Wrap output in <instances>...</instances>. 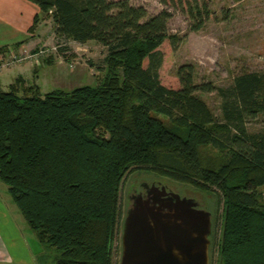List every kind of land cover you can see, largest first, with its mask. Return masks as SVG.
Segmentation results:
<instances>
[{"label":"trees","instance_id":"obj_1","mask_svg":"<svg viewBox=\"0 0 264 264\" xmlns=\"http://www.w3.org/2000/svg\"><path fill=\"white\" fill-rule=\"evenodd\" d=\"M30 1L38 10L27 30L49 17L56 39H94L106 49L95 84L40 93L17 76L0 88V181L42 246L37 263L111 264L119 184L143 168L216 193L217 264H264V193L257 189L264 183V73L241 70L216 86L195 81L193 64L183 62L178 87H167L158 80L157 46L167 39L175 47L184 35L167 31L166 9L147 15L128 0ZM193 17L197 29L199 9ZM198 90L216 91L219 118ZM256 117L263 124L248 129Z\"/></svg>","mask_w":264,"mask_h":264},{"label":"rangeland","instance_id":"obj_2","mask_svg":"<svg viewBox=\"0 0 264 264\" xmlns=\"http://www.w3.org/2000/svg\"><path fill=\"white\" fill-rule=\"evenodd\" d=\"M128 1L133 5H142L147 15L166 9L169 11L166 20L167 31L184 35L175 47H172L167 39H163L157 46L162 53V61L158 68V80L161 84L172 88L178 87L176 67L183 62L193 64L195 81H210L216 86L228 84L231 77L241 70L264 73L263 0ZM196 9H199L203 21L199 28L192 29L194 17L197 16L193 17ZM45 19L46 23H41L44 31L49 30L51 24L49 17ZM40 45L47 48L45 54L38 60L27 59L31 65L36 66V71L32 73L31 67L29 68L27 78L30 83L35 82L40 93L53 88L68 90L80 84H95L103 72L102 58L106 49L94 39H87L81 43L52 36L49 42ZM52 45L56 47L53 49ZM59 47L65 48L60 50ZM18 50L16 49V53ZM46 57L50 58L49 63L45 61ZM21 61H15L13 64ZM145 63L146 59L143 60V64ZM1 86L6 89L5 85ZM196 93L205 100L215 118H219L220 98L216 91L198 90ZM262 124L261 117L249 118L246 122L248 129L251 130ZM152 181L163 183L180 195L192 197L197 206L204 207L210 212L208 264H217L222 210L221 201L216 193L143 168L126 172L120 181L119 215L111 246V264H118L119 260L120 227L124 210L130 202L128 194L141 191L143 189L140 186L141 182ZM130 186L136 187L135 191L131 190ZM257 189L264 193V183ZM41 248L34 232L27 226L10 200L6 185L0 181V264H38L36 256Z\"/></svg>","mask_w":264,"mask_h":264},{"label":"water","instance_id":"obj_3","mask_svg":"<svg viewBox=\"0 0 264 264\" xmlns=\"http://www.w3.org/2000/svg\"><path fill=\"white\" fill-rule=\"evenodd\" d=\"M140 186L121 220L118 264H208L210 212L158 181Z\"/></svg>","mask_w":264,"mask_h":264},{"label":"crops","instance_id":"obj_4","mask_svg":"<svg viewBox=\"0 0 264 264\" xmlns=\"http://www.w3.org/2000/svg\"><path fill=\"white\" fill-rule=\"evenodd\" d=\"M37 10V5L30 0H0V46L21 40L22 42L15 46V50L22 48L30 50L49 42L53 36L52 23L49 30L44 31L41 23H46L45 18L40 20L32 31L27 30ZM30 67L31 73L36 71V66L31 65L27 60L0 67V88L3 89L2 84L6 87L3 90H7L9 83L13 82L17 76L22 78L24 85L30 84L27 78ZM21 84V81L17 82L18 89L21 88Z\"/></svg>","mask_w":264,"mask_h":264},{"label":"built area","instance_id":"obj_5","mask_svg":"<svg viewBox=\"0 0 264 264\" xmlns=\"http://www.w3.org/2000/svg\"><path fill=\"white\" fill-rule=\"evenodd\" d=\"M58 46V45H57ZM53 49L56 47L55 45L51 46ZM46 47L43 45L38 46L36 49L33 51H29L28 49H20L16 53V50L13 49L12 47H7L3 49V51L0 53V67L2 65H9L13 64L15 61H21V60H27V59H34L38 60V58L42 55L45 54L46 52Z\"/></svg>","mask_w":264,"mask_h":264},{"label":"flooded vegetation","instance_id":"obj_6","mask_svg":"<svg viewBox=\"0 0 264 264\" xmlns=\"http://www.w3.org/2000/svg\"><path fill=\"white\" fill-rule=\"evenodd\" d=\"M130 188H132L131 190L135 191V188H136V187L130 186ZM139 191H140V190H139ZM140 192L143 193V192H144V189H142ZM132 194H133V193L128 194V195H129L128 197L130 198V196H131ZM209 239H210V234H209ZM209 243H210V242H209Z\"/></svg>","mask_w":264,"mask_h":264}]
</instances>
